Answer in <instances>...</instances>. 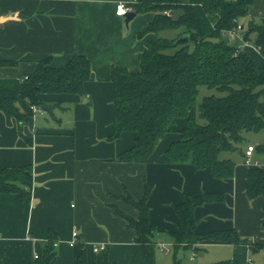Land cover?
I'll list each match as a JSON object with an SVG mask.
<instances>
[{
  "label": "crops",
  "instance_id": "crops-1",
  "mask_svg": "<svg viewBox=\"0 0 264 264\" xmlns=\"http://www.w3.org/2000/svg\"><path fill=\"white\" fill-rule=\"evenodd\" d=\"M119 1L133 2L0 0V58L15 61L0 66V78L31 74L47 57L51 67L63 68L79 54L88 58L91 67V78L83 84L82 95H37L51 112L36 110L27 119L22 133L31 145L19 136L15 122L7 125L0 112V167L30 165L32 170L29 199L0 193V264H32L34 244L43 243L49 230L57 238L50 264H81V247L86 251L87 264H104L103 250L94 249L102 244L111 264H150L143 247L134 242L135 231L113 209L137 219V210L123 198L130 196L138 201L145 187L149 189L146 205L149 223L155 228V252L171 255L170 264L173 238L168 233L176 229L174 206L181 202L182 194L222 196L221 200L195 207L196 234L233 231L251 243H264L262 200L246 197L248 167L242 160L236 163L232 178L217 179L207 168L195 169L167 159L165 150L178 139L185 119L175 120L147 163L117 160L132 146L135 133L123 132L116 140H107L113 120L110 69L114 66L137 71L140 53L153 37L147 34L137 38L152 13L135 14L125 25L124 19L115 15ZM263 18L264 0H252L247 18L240 20L243 32L248 21L257 23ZM170 31L173 37L166 38L176 37V30L161 33ZM236 45L264 67V56L251 42L242 40ZM193 114L194 108L189 107L188 116ZM73 231L78 237L76 245L70 246ZM189 250V259L201 250H210L216 256L201 258V264H264L263 250L253 252L232 239L199 241L194 250Z\"/></svg>",
  "mask_w": 264,
  "mask_h": 264
},
{
  "label": "trees",
  "instance_id": "trees-1",
  "mask_svg": "<svg viewBox=\"0 0 264 264\" xmlns=\"http://www.w3.org/2000/svg\"><path fill=\"white\" fill-rule=\"evenodd\" d=\"M251 4L252 0H133L132 12L152 13L151 20L137 32V38L147 34L153 37L140 53L137 71L114 66L110 69L113 120L107 140L112 142L123 132L135 133L132 146L119 154L117 160L147 163L158 142L171 132L175 120L185 119V126L178 130V139L165 150L169 162L207 168L217 179L234 176L237 162L230 155L238 154L243 162L244 134L264 130V67L255 64L237 45H228L223 40L225 32L247 18ZM166 30H176V37L161 36ZM243 33V41L251 42L264 56V18L259 23L248 21ZM184 35H188V41L177 42ZM50 61L47 57L38 62L31 74L0 78V112L7 125L15 122L19 136L29 145L31 140L23 135V126L33 114L32 107L41 109L45 105L37 95H82L83 84L91 78L90 61L83 55H73L63 68L51 67ZM13 63L0 58V66ZM202 86L219 95H206L196 102ZM189 107L194 108L191 117ZM256 156L263 159L262 166L248 167L245 194L249 200L260 198L264 212V142L254 146L253 158ZM31 186L30 165L0 167V193H15L29 199ZM148 193L145 187L140 200L123 198L137 210V219L113 209L135 231L134 242L143 247L150 264H156L155 228L149 223L146 205ZM221 198L219 194L181 195V202L174 206L176 229L168 233L173 238L172 264H181L176 257L179 250H194L197 242L211 238L232 239L249 246L253 252L264 251V243H251L233 231L204 235L194 232L195 207ZM262 228L264 234V224ZM56 242L51 230L43 243L35 242L37 257L32 264H50ZM106 250H103L104 264H111ZM78 258L81 264H87L83 247ZM211 264H233V261Z\"/></svg>",
  "mask_w": 264,
  "mask_h": 264
},
{
  "label": "rangeland",
  "instance_id": "rangeland-1",
  "mask_svg": "<svg viewBox=\"0 0 264 264\" xmlns=\"http://www.w3.org/2000/svg\"><path fill=\"white\" fill-rule=\"evenodd\" d=\"M259 23V21L257 22ZM247 25L244 24V27H246ZM161 35L163 37H173V33L170 32H163L161 33ZM223 40L226 44L228 45H236L237 43H239L242 40V36H239L237 38V40H229L227 34H225L223 36ZM219 95L215 90H209L206 87L202 86L199 87L198 89V96H197V100L196 102H200L201 98L203 96L206 95ZM197 122L202 123L203 121H201L200 119H197ZM264 142V130H261L257 133H246L243 136V141L241 143V148L244 150L246 148L247 145L252 144L253 146L259 145L261 143ZM230 157L235 160L236 162H240L242 159L240 158V156L238 154H232L230 155ZM257 159L259 162H263V159L261 157H257L254 158ZM192 251L190 250H181L180 252H178L177 258L181 260V264H201V258L204 257V259H215L214 257H216L210 250H208V252L204 253V251H198L197 252V256H194L193 259H189L190 255H191ZM155 258H157L156 260L159 261V264H170L171 261V255H161L158 250L155 252Z\"/></svg>",
  "mask_w": 264,
  "mask_h": 264
},
{
  "label": "built area",
  "instance_id": "built-area-1",
  "mask_svg": "<svg viewBox=\"0 0 264 264\" xmlns=\"http://www.w3.org/2000/svg\"><path fill=\"white\" fill-rule=\"evenodd\" d=\"M128 12H132V7H131V3L128 2H116L115 4V15L120 17V18H124V16L128 13ZM166 15H169L168 12H164ZM244 28L243 25L241 24H237L233 29L225 32V34H227L228 39L229 40H237V38L239 36H241V33L243 32ZM243 40V39H242ZM241 40V41H242ZM33 111H41L40 108H36V107H32ZM254 157V146L253 145H248L246 147L245 150V157H244V161L243 164L247 167H258V166H262V164L253 158ZM77 237H78V233L76 231L72 232L71 235V240L69 242L70 246H74L76 245V241H77ZM159 246L162 247V244H158ZM106 248V245L102 244L94 249H98V250H104ZM168 252V249H165V253ZM33 257L36 258L37 254L36 252H34Z\"/></svg>",
  "mask_w": 264,
  "mask_h": 264
},
{
  "label": "water",
  "instance_id": "water-1",
  "mask_svg": "<svg viewBox=\"0 0 264 264\" xmlns=\"http://www.w3.org/2000/svg\"><path fill=\"white\" fill-rule=\"evenodd\" d=\"M134 16H135L134 12H128L123 18L125 25H127L128 22L134 18ZM187 41H188V35L181 36L180 38L177 39V42H187ZM41 109L48 113L51 112L50 107L47 105L41 106Z\"/></svg>",
  "mask_w": 264,
  "mask_h": 264
}]
</instances>
